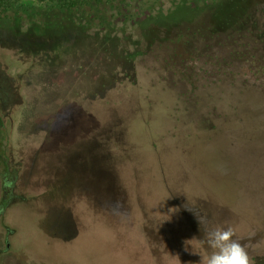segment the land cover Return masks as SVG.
<instances>
[{
    "label": "rangeland",
    "instance_id": "1",
    "mask_svg": "<svg viewBox=\"0 0 264 264\" xmlns=\"http://www.w3.org/2000/svg\"><path fill=\"white\" fill-rule=\"evenodd\" d=\"M239 5L264 28V0ZM122 27L121 40H138ZM56 36L0 16V191L14 195L3 217L15 264H201L205 227H232L264 264L252 60L179 45L171 71L168 56L132 66L123 45Z\"/></svg>",
    "mask_w": 264,
    "mask_h": 264
},
{
    "label": "trees",
    "instance_id": "2",
    "mask_svg": "<svg viewBox=\"0 0 264 264\" xmlns=\"http://www.w3.org/2000/svg\"><path fill=\"white\" fill-rule=\"evenodd\" d=\"M240 1L171 0L172 6L164 9L161 0H0V16L28 25L38 36L51 33L58 39L59 32L91 36L113 53L123 45L121 53L132 66L140 57L157 56L160 61L168 56L172 62L167 60L166 67L173 71L179 61L175 59L182 56L179 45L185 52L197 45L214 50L226 30L241 28L244 21L252 27L255 18ZM157 4L160 7L154 9ZM128 23L137 30L138 40L119 37Z\"/></svg>",
    "mask_w": 264,
    "mask_h": 264
},
{
    "label": "flooded vegetation",
    "instance_id": "3",
    "mask_svg": "<svg viewBox=\"0 0 264 264\" xmlns=\"http://www.w3.org/2000/svg\"><path fill=\"white\" fill-rule=\"evenodd\" d=\"M245 28L243 26H248ZM243 26L240 28L226 30L224 33V39L221 46L225 52L226 58L230 60L232 58L243 57L252 60L253 73L260 75L259 83H253V87L260 89L262 92L259 94H250L249 96L258 98L260 102L264 101V28H259L258 20L255 19L250 27L249 21H244ZM248 101L249 104L246 108L248 114L247 121L251 123V128L254 122L264 123V111L262 110L263 104L259 113H255L253 110V104L251 98ZM260 128H264L263 126ZM14 181V179H13ZM9 181L7 180V185ZM9 197L13 198L12 193L8 194V188L4 191H0V264H15L14 258L11 256L12 243L11 238L14 235V231L10 230L4 223V205L10 203Z\"/></svg>",
    "mask_w": 264,
    "mask_h": 264
},
{
    "label": "clouds",
    "instance_id": "4",
    "mask_svg": "<svg viewBox=\"0 0 264 264\" xmlns=\"http://www.w3.org/2000/svg\"><path fill=\"white\" fill-rule=\"evenodd\" d=\"M200 225L205 218L197 217ZM204 239L210 252L202 256L201 264H252L248 245L243 244L232 227L204 228Z\"/></svg>",
    "mask_w": 264,
    "mask_h": 264
}]
</instances>
